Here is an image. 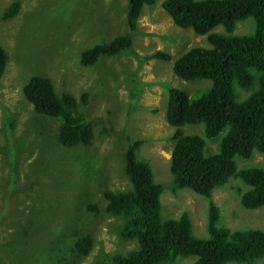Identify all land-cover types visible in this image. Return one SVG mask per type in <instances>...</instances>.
Instances as JSON below:
<instances>
[{
  "label": "trees",
  "instance_id": "trees-1",
  "mask_svg": "<svg viewBox=\"0 0 264 264\" xmlns=\"http://www.w3.org/2000/svg\"><path fill=\"white\" fill-rule=\"evenodd\" d=\"M46 1L51 11L43 3L45 11L31 16L36 40L57 25L61 16L73 14L69 0ZM154 2L125 0V31L111 38L99 35L80 51L78 62L84 66L94 65L102 57L131 50V32L137 28L142 9L145 5L152 7ZM161 6L174 24L173 35H167L168 38L174 39L179 30H182L181 37L187 40L192 36L189 30L204 37L205 46L192 42V46L180 51L172 60L171 67L176 76L186 81L208 79L205 91L188 93L167 83L164 86L167 94L165 120L174 128L169 157L171 191L175 194L179 188H190L208 199V235L197 237L193 234L186 211L176 219L161 218L162 185L154 181L149 162L138 155L143 140L131 139L124 151L122 169L120 160L117 165L131 187L104 188L100 193L106 200L104 211L121 219L117 226L118 236L134 241L135 245L125 252L105 255L103 261L107 264H173L180 258L196 256L189 264H254L255 259L264 256V229H232L220 225L221 208L211 195L214 188L224 186L233 177L237 181L234 190L243 207L264 206V166L249 162L253 153H264V0H162ZM19 8V0H13L0 20L12 18ZM247 18L253 21L251 31L233 33L236 23ZM217 25L224 31L213 30ZM60 32L65 33L63 28ZM144 57L168 60L171 54L155 50ZM7 59V52L0 44V78ZM134 87L130 93H137L139 83ZM20 95L31 103L36 113L59 120L56 139L63 146H86L91 142L93 129L85 111L87 90L76 97L66 90L56 91L49 77L31 74L21 85ZM200 123L201 133L184 134L181 129L185 124ZM14 124L8 122L10 130H14ZM214 137H218L216 150L205 155L206 139ZM78 148L82 151L73 159L78 165L76 171L82 176L90 170L104 172L101 163L84 148ZM36 177V180L42 179ZM81 190V187L74 189L72 196H79ZM65 196L62 209L69 199L68 194ZM85 206L78 210L85 211L88 216L85 222L89 223L100 207L91 202ZM62 215L65 212L30 217L24 228L22 243L29 246V254L36 264H71L73 259H80L91 250L92 237L80 234L77 219L69 229V221Z\"/></svg>",
  "mask_w": 264,
  "mask_h": 264
},
{
  "label": "rangeland",
  "instance_id": "rangeland-1",
  "mask_svg": "<svg viewBox=\"0 0 264 264\" xmlns=\"http://www.w3.org/2000/svg\"><path fill=\"white\" fill-rule=\"evenodd\" d=\"M73 1L77 6L68 1L74 8L73 14L59 16L57 25L51 26L40 40H36L30 20L34 13L45 11L43 3L51 11L46 0H19L18 13L0 20V44L8 55L0 78V264H36L29 254V246L22 243L24 228L30 217L53 212H65L62 217L69 221V229L77 219L80 234L92 237L89 253L73 259L71 264H107L103 261L105 255L134 247V241L118 236L121 219L104 211L106 200L100 193L104 188L131 187L126 175L117 167L120 160L122 169L124 151L131 139L143 140L138 155L149 162L154 181L162 185L161 218L176 219L186 211L193 234L208 235V199L190 188H179L175 194L171 191L169 156L174 128L165 120L164 86L167 83L188 93L195 90L202 93L209 86L208 79L183 80L171 67L172 60L180 51L192 46V42L205 46L203 35H194L189 30L192 36L187 40L181 37L182 30H179L174 39L168 38L174 24L161 6L162 0H155L152 7L145 5L142 9L137 28L131 32V50L84 66L78 62L79 53L91 41L99 35L111 38L125 31V0ZM11 2L0 0V16ZM252 25L251 18L238 21L233 33L251 31ZM62 28L65 33L60 32ZM213 30L224 31L221 25ZM155 50L166 51L171 58L145 59L144 56ZM30 74L49 77L56 91L66 90L76 97L84 90L89 92L85 111L92 124L93 138L88 145L66 147L60 144L56 139L59 120L36 113L31 103L21 97L20 87ZM136 82L139 83L137 93H130ZM9 121L15 123L14 130L9 129ZM181 129L184 134L201 133L202 124H185ZM217 141L218 137L206 139L205 155L216 150ZM78 147L101 163L104 172L90 170L82 176L76 171L78 165L73 159L82 151ZM249 162L264 166V153H253ZM36 176L42 179L36 180ZM235 185L237 181L231 177L224 186L212 191L211 198L221 208L220 225L232 229H264V206L243 207ZM79 187L81 194L72 196ZM67 194L69 199L62 209ZM88 202L100 207L95 216L89 212L93 216L89 223L85 222L88 218L85 211L78 210ZM195 259L196 256H187L173 264H189ZM254 264H264V256L255 259Z\"/></svg>",
  "mask_w": 264,
  "mask_h": 264
},
{
  "label": "clouds",
  "instance_id": "clouds-1",
  "mask_svg": "<svg viewBox=\"0 0 264 264\" xmlns=\"http://www.w3.org/2000/svg\"><path fill=\"white\" fill-rule=\"evenodd\" d=\"M12 1H13V0H12ZM6 8H7V7H6ZM19 9H20V8H19ZM4 49H5V48H4ZM5 51H6V50H5ZM6 65H7V63H6ZM5 69H6V68H5ZM4 71H5V70H4ZM3 74H4V72H3ZM30 75H31V74H30ZM28 77H29V76H28ZM28 77L24 80V82L28 79ZM24 82H23V83H24ZM166 122H167V121H166ZM169 157H170V156H169ZM229 179H230V178H229ZM228 181H229V180H228ZM228 181H227V182H228ZM214 189H217V188H214ZM214 189H213V190H214Z\"/></svg>",
  "mask_w": 264,
  "mask_h": 264
}]
</instances>
